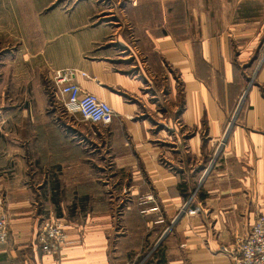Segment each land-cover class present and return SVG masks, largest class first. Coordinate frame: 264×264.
Listing matches in <instances>:
<instances>
[{"label": "crops", "instance_id": "obj_1", "mask_svg": "<svg viewBox=\"0 0 264 264\" xmlns=\"http://www.w3.org/2000/svg\"><path fill=\"white\" fill-rule=\"evenodd\" d=\"M38 9L24 15L35 69L78 70L115 118L79 146L5 129L0 97V264H235L264 216V0ZM51 219L67 222L59 255L37 242Z\"/></svg>", "mask_w": 264, "mask_h": 264}, {"label": "rangeland", "instance_id": "obj_2", "mask_svg": "<svg viewBox=\"0 0 264 264\" xmlns=\"http://www.w3.org/2000/svg\"><path fill=\"white\" fill-rule=\"evenodd\" d=\"M87 0H0V97H5V129H57L67 132L79 146L83 135L99 133L103 125L92 126L80 115L67 113L50 79V72L42 77L35 69L32 53L34 34L24 15L38 4L41 17L51 9L71 12ZM105 0H96L102 3ZM107 2V1H106ZM232 12V10H231ZM31 49H26L30 48ZM29 58L24 62V55ZM258 60L250 64L255 67ZM40 116L35 122L21 121L23 117ZM36 119H38L36 117ZM86 133V134H84ZM77 142V143H76Z\"/></svg>", "mask_w": 264, "mask_h": 264}, {"label": "built area", "instance_id": "obj_3", "mask_svg": "<svg viewBox=\"0 0 264 264\" xmlns=\"http://www.w3.org/2000/svg\"><path fill=\"white\" fill-rule=\"evenodd\" d=\"M79 72L73 68L54 70L50 76L64 110L71 115H80L91 125H110L115 112L113 107L97 95L84 91L76 80ZM83 76L87 73L81 72ZM85 101H88L85 104ZM149 198H152L150 196ZM190 212H195L191 209ZM67 222L60 219L46 220L37 233V242L42 251L59 255L71 244L66 230ZM10 235L9 221L5 214L0 216V245L5 244ZM239 255L235 264H264V216L257 217L248 234L239 239Z\"/></svg>", "mask_w": 264, "mask_h": 264}, {"label": "bare ground", "instance_id": "obj_4", "mask_svg": "<svg viewBox=\"0 0 264 264\" xmlns=\"http://www.w3.org/2000/svg\"><path fill=\"white\" fill-rule=\"evenodd\" d=\"M88 103V101H85V104H87Z\"/></svg>", "mask_w": 264, "mask_h": 264}]
</instances>
